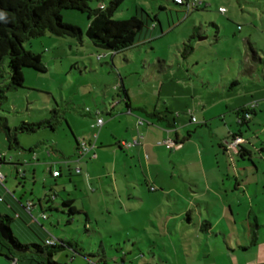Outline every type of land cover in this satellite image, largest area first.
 Segmentation results:
<instances>
[{
  "label": "crops",
  "instance_id": "crops-1",
  "mask_svg": "<svg viewBox=\"0 0 264 264\" xmlns=\"http://www.w3.org/2000/svg\"><path fill=\"white\" fill-rule=\"evenodd\" d=\"M170 1L179 10H183L184 5ZM160 8L166 9L164 5H160ZM190 10L185 11L187 14L183 16V20L178 19L171 25L169 20L166 19L165 24V20L156 15L154 19L157 22H153V19L146 21L147 27L139 32L134 45L120 52H110L112 64L115 57L121 56V72L117 70L118 79L114 83L115 91L119 95L111 96V100L106 99L105 93L93 96V107L87 106L84 110L90 116L84 119L82 130L77 131L69 119H65L73 138L72 145L71 141L61 144L51 135L30 140L21 138L25 133H35L38 128L35 131L14 130L18 144L12 143L7 134L2 132L4 138L0 140V172L4 178L0 182V214L10 216L9 227L12 234L13 229L31 232L24 235V239L14 234L21 244L36 243V237L43 241L54 237L75 241L81 248L79 252L68 247L65 249L85 256L87 252L77 240L79 228L82 226L88 237L94 236L99 240L97 251L105 256L103 264H107L108 258L104 251V235L101 230L116 233L117 237H113L116 243L113 246L117 248L122 246V240L129 242L133 249L126 253L131 254L134 248L141 249L137 244L139 235L130 236L126 233L125 238L121 231L134 229L146 233L147 225L151 224L154 228L165 231L166 240L162 237L159 239L166 246L174 248L172 254L174 257L181 256L182 264H206L209 258L214 261L207 241L209 237L213 245L221 242L225 249V259L237 249L246 252L259 244L260 217L257 213H264V123H256L261 131L254 129V143L251 142L253 138L243 135L245 130L241 126L252 131L249 122L260 110H264V55H260L258 48L246 36L243 39L248 41L250 52L246 47L244 51L240 49L241 63L234 64L237 66V73L230 79L222 81L226 79L224 65L221 67L223 71L220 81L214 68H209L211 72H215L213 79L204 73L207 70L206 64L202 63L197 73L189 61L190 53L201 48L202 41L209 40L210 45L214 46L221 36L226 37L220 36L216 33L219 31H216L211 39L199 17V25H196L194 19L189 33L181 41L183 47L187 42L192 46V50L186 52L184 58L168 63L157 54L154 59L151 55L154 52L153 41L189 19ZM74 24L80 27L84 25L79 21ZM158 25L159 31L156 32ZM203 47L206 50L211 49ZM262 50L264 46L261 47ZM218 51L223 53L224 50ZM208 53L214 55L217 51ZM253 57L258 62L256 66L251 63ZM133 62L137 67H124ZM193 64L199 65L198 62ZM233 81L235 83L231 85ZM243 83L250 86L239 89ZM252 103L257 104L252 109L251 117L246 122L240 120L242 115L236 109ZM150 113H157L159 117L151 116ZM228 113L235 118L232 122L226 118ZM98 116L103 118V124L93 130L91 124ZM191 116L195 119L191 120ZM139 119L143 122L138 123ZM215 119L222 121L223 130L219 134L217 127H212V120ZM200 127L208 128V136ZM50 128L55 132L59 127L52 123ZM95 132L97 135L93 151L96 156L78 158L79 139L91 140ZM197 136L201 139L197 140ZM215 136H219L221 140H217V144L224 155L233 148L232 153L240 157V161H244L243 172L246 177H241V172L234 176L226 173L224 178L222 174L216 176L206 172L204 159L210 160L212 155H217L211 145ZM207 137L210 140L206 141ZM133 138L138 143L129 148L118 144L120 140ZM166 140L173 142L171 148L165 146ZM213 161L210 164L214 167ZM55 164L59 168L54 167ZM76 168H79V172H76ZM193 168L198 171L196 174H191ZM54 170L59 173L53 175ZM231 178L233 185L226 187L225 181ZM190 184H195V189ZM239 193L241 196L237 195ZM233 195H237L238 201H234ZM78 198L81 201L75 205ZM65 200H72V206L80 215L79 218L75 214L67 219L60 206ZM218 200L223 203L219 205ZM242 203L245 207L239 212L243 214L240 234L234 216L237 212L235 208L237 210ZM202 206L212 218L204 217ZM193 215L197 216L194 221ZM254 223L259 226L256 244L251 245L250 230ZM114 224L117 226L114 227ZM190 226H194V232H184L180 236L179 232ZM51 228L60 233L53 236L50 233L53 232ZM189 235L199 241L203 239L206 248L203 254L198 253L197 249L186 252L183 242ZM107 237L111 241V233ZM146 239L149 241L148 246H159L157 239L149 236ZM109 246L113 247L112 244ZM193 247L196 246L189 245V248ZM150 253L149 258L142 251L135 255L144 264H156V253ZM0 258L5 261L0 264H35L33 256H14L13 253H7L1 244ZM74 258L72 256L70 260L73 261ZM84 258L88 264L89 261ZM158 259L162 263L169 262V258L161 254ZM40 261L42 260L38 262ZM121 261L126 262V257L123 256ZM245 264H264V261L256 260Z\"/></svg>",
  "mask_w": 264,
  "mask_h": 264
},
{
  "label": "rangeland",
  "instance_id": "rangeland-1",
  "mask_svg": "<svg viewBox=\"0 0 264 264\" xmlns=\"http://www.w3.org/2000/svg\"><path fill=\"white\" fill-rule=\"evenodd\" d=\"M109 1L110 0H91L90 6L92 8H96L101 4L108 5ZM189 1L191 10L188 12V14L191 15V17L180 23V25H178L176 28L168 31L162 37H159L153 41L154 52H152L151 55H153L154 59L157 58V54L160 55L159 57L161 59H166L168 63L175 61L178 58H184L187 54L183 50L181 41L183 37H185V34L189 33V27L192 26V21L194 19V21H196V25H199V17L202 20L203 28L208 31L211 39L216 33H219L220 36L226 35V37L221 36L219 42L214 46L210 45L209 40L202 41L200 42L202 47L193 53H190L189 61L196 69L197 73L200 68L199 66L202 63L203 65L206 64L205 68L207 70L205 69L206 72L204 73L210 79H213L215 72H211L209 68H214L215 71H217V77L220 81L222 80L220 78L223 71L221 67L224 65L226 68L224 72L226 79H223L222 81L226 82L228 79H230L234 73H237V66L235 67L234 64L240 65L241 63L240 59L242 58V53L239 52L240 49L241 51H244V48L246 47L250 52V49L248 48V41L243 39L246 36H249V41L253 42V45L258 48L260 55H264V50L261 51V47L264 46V0ZM193 2L194 4H192ZM160 5H164L166 9L160 8ZM219 6H223L225 11H219ZM185 11L186 6H184L183 10L181 11L170 0H124L119 10L113 15V19H124L136 15L145 20V22H149L150 19H153V22H157L154 17L158 15L162 17L163 20H165V24L167 19L171 25L172 23H176L178 19L180 21L183 20V16L187 14ZM146 14H149L150 18H148ZM61 15L62 21L65 23L73 25H76L74 22L78 21L84 23V25L82 24V27L76 25L82 31L81 40L74 37L55 36L48 32L41 36L25 40L22 43L23 47L33 52L39 53L46 70L44 72H40L31 68H24L23 85L17 88H7L6 84L8 83V66L7 60L5 59L2 75L0 76V87L4 89L5 95V99L3 100L0 108V116L7 118L9 126H18L21 121L39 122L46 119L51 120V123H54L57 125V127H59L55 132L54 130H51L50 126L45 124L38 127L35 133H25L24 135H21V138L30 140L42 136L49 137L51 135L58 139L59 143L61 144L71 141L70 145H72L73 138L65 119H69V121L73 124L74 129L77 131L82 130L85 125L84 119L86 117L89 118L90 116V114L84 110L87 106L93 107V96H96L97 94L102 95V93H105V95L107 94V100H111V96H118L119 94L117 95V91H115L114 83L118 79L117 70L119 69V72H121L122 62L119 58L121 56L118 55V57L113 59L114 64H112L110 61L111 51L95 47L87 38L85 35L87 28L86 14L75 10L64 9L61 11ZM165 24L164 28L167 27ZM213 24L216 25L214 26ZM146 27L147 26L145 23L142 30H145ZM157 27L158 28L156 32L159 31V25ZM203 46L210 47L211 49L206 50ZM220 49L225 51V56L224 51L223 53L222 51H218ZM213 51H217V54L213 55L212 53H208ZM99 55L100 57H98ZM194 62H198L199 65L193 64ZM251 63H253L254 66L258 64L254 58L252 59ZM135 66L137 67V65L133 62L130 65H126L124 67L133 68ZM247 86L250 85L243 83L239 89H242L243 87L246 89ZM226 118L229 122H232L231 120L235 119L231 113H228ZM212 121V127H217V133L219 134L220 131L223 130V127L221 126L222 121L220 122L218 119ZM256 123H264V110H260L258 114L253 117V120L249 122L252 131L246 130V126H241L242 130H245L243 131V135L245 137L253 138L251 141L253 143L256 140V136H254L252 133H255L256 130L259 131L260 129ZM200 129L204 130L208 136L207 127H204V129L200 127ZM262 130H264L263 125ZM3 138L4 135L2 131H0V140ZM209 138L210 137H207L206 141L210 140ZM200 139L201 137L197 136V140ZM212 140L213 141L211 142V145L217 155H212L210 160L207 158L204 159V167L206 168V172L208 174L213 173L216 176H220L222 174L223 178L225 177L224 175L226 173H229L230 176H234L238 172H241L242 174L240 176L246 177L245 172H243L244 161H240V157H236L232 153L233 148L229 149L227 155H224L221 151L222 148H220L217 144V140L218 142L221 141L219 140V136H215ZM243 157L246 158L247 156ZM212 161L214 162V167L210 164ZM54 167L59 168V165L55 164ZM197 172L198 171L194 170L193 168L191 174H196ZM232 180V178L231 180H226L225 186L229 187L230 185H233V183L231 184ZM4 185H6V183ZM190 187L195 189L196 185L190 184ZM237 195L241 196L240 193ZM237 195H233L234 201H238L236 198ZM80 201L81 199L78 198L75 200L74 204L78 205ZM240 201L241 199L239 200V203ZM221 203H223V201L218 200V204L221 205ZM244 207L245 205L242 203L238 206L237 210L235 208V212H237L234 217L237 221V225L239 226L238 228L240 229V234L241 228L243 226L241 222L243 219V214L241 215L239 212H242ZM202 210L205 218L213 217L212 215L209 216L207 214L204 206H202ZM257 216L260 217V227L258 228L259 244L256 247H253L246 252H242V250L237 249L233 254L231 253L225 259V255L223 254V250L225 249L223 245H221V242H217L215 245H213V242L211 243L209 237L207 238V241L209 242V247L212 250L214 261H212V258H209L206 264H245L254 262L256 260H259L260 262L264 261V213L258 211ZM77 217L79 218L80 216ZM196 217L197 216L193 215L192 221H194ZM115 226H117V224H114V227ZM226 226H228V223H226ZM228 227L230 228V226ZM51 229L53 232L50 233L55 237L60 233L55 228ZM147 229L148 230L146 233L143 230L134 229H123L121 231L125 238L126 233H129L130 236L135 234L139 235L137 244L141 246V249L136 247L131 254L126 253L127 250L133 249L129 242L122 240V246L117 248L113 246L116 243L115 240H113L115 237H117L116 233L101 230V233L104 235L103 245L104 251L106 252L108 258L107 264H144L143 260L140 257H137L138 255H135L141 251L144 252L147 258L151 256L150 251L155 252L157 260L156 264H166L159 261V254L169 258V262L167 264L183 263L181 262V256H173L172 250L174 248L171 246H166V244H164V242L159 239V237H162L163 240H166L164 238L165 231L162 232L158 228H154V226L151 224L147 225ZM186 230L180 231V236H183L184 232H194V226H190L189 228H186ZM13 233L21 239H24L23 236L31 232L13 229ZM71 233L72 232H70V234ZM108 233H111L112 235L111 241L108 240ZM147 236L151 237L152 239H157L159 246H148L149 241L146 239ZM36 239V243L41 245L43 239L39 237H36ZM77 240H79V243L82 244L85 252L92 253V251H97L99 240L94 238V236L88 237L86 230L82 226L79 228ZM90 241L92 243L91 245ZM109 244H112L113 247H110ZM183 244L185 245L184 249L186 252H190L191 249H197L198 253L200 252V254H203V251L206 250L203 239H201V241L196 240L193 235H189ZM190 244H194L196 247L189 248ZM233 245L236 247L235 242ZM175 249L178 248L176 247ZM11 252L14 256H33L32 260L35 264H40L38 262L39 260H45L42 255L35 251L29 250L26 252H20L13 248ZM41 256L43 259H40ZM72 256L75 257L73 261L70 260ZM83 256V254H76L70 250L62 249L57 250L52 255V259L62 264H86V259L84 258L85 256ZM123 256L126 257V262L124 263L121 261ZM3 258H5V256H3ZM94 259L96 260V258ZM130 259L132 260L130 261ZM0 262L3 263L5 261L0 258Z\"/></svg>",
  "mask_w": 264,
  "mask_h": 264
},
{
  "label": "trees",
  "instance_id": "trees-1",
  "mask_svg": "<svg viewBox=\"0 0 264 264\" xmlns=\"http://www.w3.org/2000/svg\"><path fill=\"white\" fill-rule=\"evenodd\" d=\"M91 0H0V76L4 68V61L7 60L8 83L7 88H17L23 85V69L31 68L44 72L46 67L42 62L41 55L31 50L25 49L22 43L33 37H38L46 32L62 37H74L81 40V29L73 24L62 21L61 11L64 9L75 10L86 14L87 28L85 35L91 43L98 48L113 52L123 51L136 42V37L145 25V20L136 15L124 19H113V15L119 10L124 0H110L108 5L101 4L92 8ZM173 1V0H172ZM177 5H183L176 3ZM148 18L149 15L146 14ZM214 26L216 24H213ZM183 50L189 52L192 46L187 42ZM255 59V57H253ZM234 81L231 83L233 85ZM126 96V93L123 91ZM5 99L4 89L0 87V108ZM241 106L236 109L242 117L240 120L246 122L251 117L252 109L256 106ZM248 113L249 117H245ZM151 116L159 117L157 113H150ZM47 124L52 127L51 120L39 122L21 121L18 126L11 128L7 124V118L0 116V131L7 134L12 143L18 144L14 130L35 131L38 127ZM239 144V143H238ZM237 144V145H238ZM62 211L67 219L75 214L80 216L72 206V200H65L60 203ZM45 215V214H44ZM0 220L7 230L8 240L12 241L17 251H35L42 255L45 260L40 264H62L52 259V255L57 250L71 248L73 251H80L75 241L56 239L54 244H46L45 240L39 243L21 244L12 234L9 227L10 216L0 214ZM259 224L254 223L250 230V243L256 244V232ZM8 240L0 236V244L12 254V246ZM88 264H103L105 256L98 251L86 253ZM96 258V260L94 259Z\"/></svg>",
  "mask_w": 264,
  "mask_h": 264
},
{
  "label": "built area",
  "instance_id": "built-area-1",
  "mask_svg": "<svg viewBox=\"0 0 264 264\" xmlns=\"http://www.w3.org/2000/svg\"><path fill=\"white\" fill-rule=\"evenodd\" d=\"M176 3L179 4H183L184 6H186V10L190 9V1L189 0H173ZM194 4V2L192 3ZM219 11L224 12L225 9L224 7H219ZM252 106H254V103H252ZM245 117H249V114L246 113ZM191 120H194L195 118L193 116L190 117ZM143 120L139 119L138 123H142ZM103 124V118L98 116L95 119V122L91 124V128L93 130H96L98 128H100ZM96 132L93 134V139L91 140H85V139H79L78 141V150H77V156L78 158L81 157H85V156H89L91 158H94L96 156L95 152L93 151V148L95 147V138H96ZM138 141L136 138L130 139V140H120L118 142V144L123 147V148H129L135 144H137ZM165 146L167 148H171L173 146V142L171 140H166L165 141ZM76 172H79V168H76ZM59 172L57 170L53 171V175H57ZM4 176L3 174L0 172V182H2ZM43 217H45V215L43 214ZM46 244H54L56 243V239L54 237H49L45 240Z\"/></svg>",
  "mask_w": 264,
  "mask_h": 264
},
{
  "label": "water",
  "instance_id": "water-1",
  "mask_svg": "<svg viewBox=\"0 0 264 264\" xmlns=\"http://www.w3.org/2000/svg\"><path fill=\"white\" fill-rule=\"evenodd\" d=\"M0 236L6 240H8V234H7V230L4 227L2 221L0 220ZM8 243L10 244V246H12L13 248H15L14 244L12 243V241L8 240Z\"/></svg>",
  "mask_w": 264,
  "mask_h": 264
},
{
  "label": "clouds",
  "instance_id": "clouds-1",
  "mask_svg": "<svg viewBox=\"0 0 264 264\" xmlns=\"http://www.w3.org/2000/svg\"><path fill=\"white\" fill-rule=\"evenodd\" d=\"M4 17H3V14H0V19H3Z\"/></svg>",
  "mask_w": 264,
  "mask_h": 264
}]
</instances>
